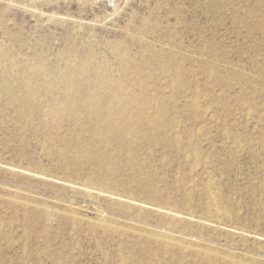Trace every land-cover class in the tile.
I'll return each mask as SVG.
<instances>
[{"label":"rangeland","instance_id":"1","mask_svg":"<svg viewBox=\"0 0 264 264\" xmlns=\"http://www.w3.org/2000/svg\"><path fill=\"white\" fill-rule=\"evenodd\" d=\"M0 264H264V0H0Z\"/></svg>","mask_w":264,"mask_h":264},{"label":"bare ground","instance_id":"2","mask_svg":"<svg viewBox=\"0 0 264 264\" xmlns=\"http://www.w3.org/2000/svg\"><path fill=\"white\" fill-rule=\"evenodd\" d=\"M73 80V79H72ZM209 188V187H208ZM210 191H212V190H210ZM212 194V193H211ZM216 195V194H215ZM212 199H213V197H212ZM215 200V199H214ZM216 200H218L217 198H216ZM218 203V202H217ZM211 204V203H210ZM215 204V203H214ZM214 206V205H213ZM216 209V208H215ZM221 220V219H220ZM217 225V224H216ZM186 243V242H185ZM188 246V245H187ZM185 247V246H184ZM188 250V249H187Z\"/></svg>","mask_w":264,"mask_h":264}]
</instances>
